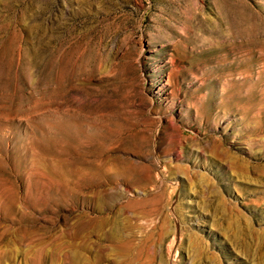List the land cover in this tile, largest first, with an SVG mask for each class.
<instances>
[{
	"label": "rangeland",
	"instance_id": "obj_1",
	"mask_svg": "<svg viewBox=\"0 0 264 264\" xmlns=\"http://www.w3.org/2000/svg\"><path fill=\"white\" fill-rule=\"evenodd\" d=\"M0 264H264V0H0Z\"/></svg>",
	"mask_w": 264,
	"mask_h": 264
},
{
	"label": "bare ground",
	"instance_id": "obj_2",
	"mask_svg": "<svg viewBox=\"0 0 264 264\" xmlns=\"http://www.w3.org/2000/svg\"><path fill=\"white\" fill-rule=\"evenodd\" d=\"M127 250H128V247H127V246H123V247H121V251H122V252L125 253V252H127ZM74 257H75V256H74Z\"/></svg>",
	"mask_w": 264,
	"mask_h": 264
}]
</instances>
